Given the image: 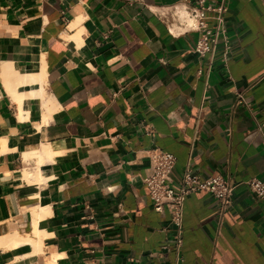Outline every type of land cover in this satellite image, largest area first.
Wrapping results in <instances>:
<instances>
[{
  "label": "crops",
  "instance_id": "0c3cea01",
  "mask_svg": "<svg viewBox=\"0 0 264 264\" xmlns=\"http://www.w3.org/2000/svg\"><path fill=\"white\" fill-rule=\"evenodd\" d=\"M183 1L0 0V240L40 235L0 264H174L169 214L143 184L156 149L175 158V188L187 164L234 185L225 209L186 198L184 264H264V200L247 186L264 180V0H229L226 55L197 54V33L148 10ZM6 64L41 71L42 90L17 88L41 91L21 120Z\"/></svg>",
  "mask_w": 264,
  "mask_h": 264
},
{
  "label": "built area",
  "instance_id": "2783aa9c",
  "mask_svg": "<svg viewBox=\"0 0 264 264\" xmlns=\"http://www.w3.org/2000/svg\"><path fill=\"white\" fill-rule=\"evenodd\" d=\"M229 0H217L213 4H205V0L189 2L184 0L162 9L148 8L156 17L167 24L168 32L173 35V25L179 28L178 34L194 32L198 34L194 52L203 55L214 53L221 44L223 55L229 52L225 14ZM245 100L238 95L237 105ZM150 166L143 184L149 192L153 210L157 213L167 211L173 234L167 240V245L175 251L174 264H184L180 255L182 247L183 209L186 198L195 192H208L218 201L221 209L229 206L234 185L221 175L202 178L193 173L187 164L177 188L173 186L172 173L175 165L173 155L156 149L149 157ZM252 194L259 200H264V180L251 179L247 182Z\"/></svg>",
  "mask_w": 264,
  "mask_h": 264
},
{
  "label": "bare ground",
  "instance_id": "6f19581e",
  "mask_svg": "<svg viewBox=\"0 0 264 264\" xmlns=\"http://www.w3.org/2000/svg\"><path fill=\"white\" fill-rule=\"evenodd\" d=\"M173 26H175V25H173ZM177 28V29H176ZM173 32H176L177 30L179 31V28L177 27V26H175L173 29ZM171 30V31H172ZM177 31V32H178ZM13 62V61H12ZM12 65V64H11ZM12 70H13V68H12ZM12 70H11V68L9 67V64H6L5 65V67H4V69H3V74L1 75L2 77H3V79L5 80V82L6 81H8L7 83H9L8 84V86H7V92H8V94L11 96V98H12V101L14 102V103H16L17 105H18V108H19V112H20V115H19V117H20V120L22 119V117H21V113H22V102H23V100H24V98H26L27 96H32V97H34V96H36L37 94H39V93H37L38 91V89L37 90H34V91H37L36 93L33 91L32 93H30L29 95L27 94H20V93H18L17 92V88H19V87H23V86H26V85H28V84H32V83H39V86H41L42 85V80L39 78V77H37V75L38 74H40V72L39 73H36V74H33V75H28V74H26V75H19L18 73L19 72H17L18 70H14V71H16L17 72V74H16V72L14 73V71L12 72ZM1 72V71H0ZM40 76H42V74L40 75ZM43 78V77H42ZM43 83H44V81H43ZM41 84V85H40ZM7 85V84H6ZM42 86H44V84L42 85ZM42 86L41 87H39L40 89L39 90H42ZM43 93V92H42ZM36 94V95H35ZM40 95V94H39ZM42 96V95H41ZM43 96H44V94H43ZM35 98V97H34ZM12 102V103H13ZM43 108V107H42ZM25 113V112H24ZM17 116V115H16ZM1 145H4V144H1ZM1 145H0V147H1ZM1 149V148H0ZM3 149H4V147H3ZM3 149H1V150H3ZM1 153V152H0ZM43 156V155H42ZM33 157H35V158H38L39 159V161H41V163H42V158H41V160H40V155L38 154V153H36V152H31V153H29V154H24V160L25 161H27L28 159H30V158H33ZM37 159V160H38ZM39 163V162H38ZM38 171L39 170H37L34 174L33 173H29V172H25L24 173V177H25V179H26V181L27 182H37L38 183V181H40L39 180V176H38ZM24 179V180H25ZM32 183V184H33ZM29 184V183H28ZM31 184V183H30ZM38 239L39 241H40V235H39V233H37V232H35L34 233V237H33V239L32 238H29V237H27V238H22V237H19V236H13V237H10L9 239H5V240H0V248H6V247H17V246H19V245H21V244H25V243H29V244H31V245H34V246H36L37 244H38V241H36V240Z\"/></svg>",
  "mask_w": 264,
  "mask_h": 264
}]
</instances>
